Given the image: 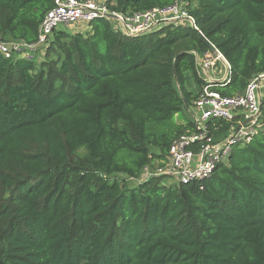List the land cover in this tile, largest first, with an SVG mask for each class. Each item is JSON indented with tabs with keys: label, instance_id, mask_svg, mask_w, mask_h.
Returning a JSON list of instances; mask_svg holds the SVG:
<instances>
[{
	"label": "trees",
	"instance_id": "obj_1",
	"mask_svg": "<svg viewBox=\"0 0 264 264\" xmlns=\"http://www.w3.org/2000/svg\"><path fill=\"white\" fill-rule=\"evenodd\" d=\"M176 1L204 36L181 24L128 36L96 18L85 32L55 29L40 62L0 53V264H264V98L256 134L209 177L141 178L197 131L177 116L207 84L194 54L206 41L231 65L230 80L210 83L222 95L264 73V0L108 7ZM54 5L0 0V39L36 42ZM237 125L211 120L208 133Z\"/></svg>",
	"mask_w": 264,
	"mask_h": 264
},
{
	"label": "built area",
	"instance_id": "obj_2",
	"mask_svg": "<svg viewBox=\"0 0 264 264\" xmlns=\"http://www.w3.org/2000/svg\"><path fill=\"white\" fill-rule=\"evenodd\" d=\"M109 1L54 0V7L46 13L40 24L36 42L0 39V53L6 58L20 57L36 61L37 51L44 53L53 31L59 26L69 28L72 24H79V28L75 30L85 32L89 30L94 19L110 18L107 16L110 13L116 15L113 18L116 22L115 28L128 36L150 33L167 24L191 26L204 36L184 2L176 1L169 5L123 14L110 11ZM212 45L214 51L208 48L202 54L194 53L196 64L207 82L192 107L197 131L177 139L170 148L167 162L154 169L145 167L142 179L165 175L175 178V182L191 183L203 180L214 172L219 163L227 161L233 145L249 142L256 134L262 112L260 105L264 98V73L255 76L245 92L231 96L222 95L210 83L230 80L231 65L225 55ZM219 119L236 120L238 125L225 138L215 141L208 133V122ZM247 120L250 121L245 123ZM239 125L240 128L237 129ZM197 141H201L200 148L194 146Z\"/></svg>",
	"mask_w": 264,
	"mask_h": 264
},
{
	"label": "rangeland",
	"instance_id": "obj_3",
	"mask_svg": "<svg viewBox=\"0 0 264 264\" xmlns=\"http://www.w3.org/2000/svg\"><path fill=\"white\" fill-rule=\"evenodd\" d=\"M79 24H72L69 28L68 27H64L63 25H61V26H59L57 29H59V30H66V31H68V32H72V31H74L75 30V28H79ZM43 56H44V53L43 52H40V51H37V60H36V62H40L41 60H42V58H43ZM192 113H193V111H192V108H191V110H185V111H183V112H181V113H179V115L177 116V118L179 119V120H182V121H190V120H194V118H193V115H192ZM180 117V118H179ZM154 169V168H153ZM165 181H166V184H171V183H173V182H175L176 181V179L175 178H173V177H168V176H166L165 177V179H164ZM130 182H129V184L130 185H135V184H137L138 183V181L139 180H129Z\"/></svg>",
	"mask_w": 264,
	"mask_h": 264
},
{
	"label": "water",
	"instance_id": "obj_4",
	"mask_svg": "<svg viewBox=\"0 0 264 264\" xmlns=\"http://www.w3.org/2000/svg\"><path fill=\"white\" fill-rule=\"evenodd\" d=\"M107 16L110 17V18H115V17H116V15L113 14V13H110V14H108ZM206 42H207V46H208V48H209L211 51H214V50H215L214 46H213L210 42H208V41H206ZM262 107H263V104L261 103V105H260L261 111H262ZM249 121H250V120H247L245 123H248ZM239 128H240V125L237 127V129H239Z\"/></svg>",
	"mask_w": 264,
	"mask_h": 264
}]
</instances>
